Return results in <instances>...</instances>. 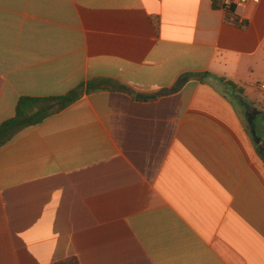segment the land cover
<instances>
[{
  "label": "crops",
  "instance_id": "crops-1",
  "mask_svg": "<svg viewBox=\"0 0 264 264\" xmlns=\"http://www.w3.org/2000/svg\"><path fill=\"white\" fill-rule=\"evenodd\" d=\"M0 0V125L110 79L0 148V264H264V0ZM133 93V94H132ZM136 95V96H135Z\"/></svg>",
  "mask_w": 264,
  "mask_h": 264
},
{
  "label": "trees",
  "instance_id": "trees-1",
  "mask_svg": "<svg viewBox=\"0 0 264 264\" xmlns=\"http://www.w3.org/2000/svg\"><path fill=\"white\" fill-rule=\"evenodd\" d=\"M224 82L228 87L232 89L233 95L239 98V101L243 106H249V103L243 96V91L235 83L226 80ZM106 90L130 91L122 85H116L110 79L102 78L95 81H88L86 83H83L75 89L61 96L20 97L17 102L15 116L4 121L0 125V148L13 140L15 136H17L25 129L42 123L48 117L75 103L84 94ZM261 113L263 114L262 121H264V112ZM255 126L259 129V125L257 123L255 124ZM258 139L260 140V138ZM259 153L264 158V150L261 151V149L259 148ZM57 264H78V262L75 259L71 258L65 261H61Z\"/></svg>",
  "mask_w": 264,
  "mask_h": 264
},
{
  "label": "built area",
  "instance_id": "built-area-1",
  "mask_svg": "<svg viewBox=\"0 0 264 264\" xmlns=\"http://www.w3.org/2000/svg\"><path fill=\"white\" fill-rule=\"evenodd\" d=\"M258 2L259 0H223L222 9L225 11L227 22L237 26L242 25L245 17L240 9H246L251 3Z\"/></svg>",
  "mask_w": 264,
  "mask_h": 264
},
{
  "label": "flooded vegetation",
  "instance_id": "flooded-vegetation-1",
  "mask_svg": "<svg viewBox=\"0 0 264 264\" xmlns=\"http://www.w3.org/2000/svg\"><path fill=\"white\" fill-rule=\"evenodd\" d=\"M245 111H246V115H247L248 127L250 128V131H251V134H252L254 141L257 143L258 146L260 144H262L264 146V139H261V137L258 135V133H257L258 128H256V126H255V124L257 123L256 120L259 117L262 118L263 114L261 113L260 110L250 108L249 106L245 107ZM258 138H260V140Z\"/></svg>",
  "mask_w": 264,
  "mask_h": 264
},
{
  "label": "rangeland",
  "instance_id": "rangeland-1",
  "mask_svg": "<svg viewBox=\"0 0 264 264\" xmlns=\"http://www.w3.org/2000/svg\"><path fill=\"white\" fill-rule=\"evenodd\" d=\"M249 107L254 108V109H258L261 112H264V95L258 97V103L257 104L256 103H249ZM256 121H257V124L259 125V129H258L257 133L261 137V139H264V121H262L261 117H259ZM249 131H250V128H249ZM256 145H257V143H256ZM257 147H258V150H259V148L261 149V151L264 150V148H262L263 147L262 144H260L259 146L257 145Z\"/></svg>",
  "mask_w": 264,
  "mask_h": 264
}]
</instances>
